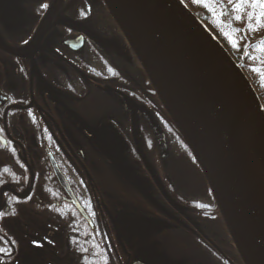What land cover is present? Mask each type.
I'll return each mask as SVG.
<instances>
[{
	"label": "flooded vegetation",
	"instance_id": "af4514ba",
	"mask_svg": "<svg viewBox=\"0 0 264 264\" xmlns=\"http://www.w3.org/2000/svg\"><path fill=\"white\" fill-rule=\"evenodd\" d=\"M147 84L103 0H0V264H238L148 159Z\"/></svg>",
	"mask_w": 264,
	"mask_h": 264
},
{
	"label": "water",
	"instance_id": "95a60500",
	"mask_svg": "<svg viewBox=\"0 0 264 264\" xmlns=\"http://www.w3.org/2000/svg\"><path fill=\"white\" fill-rule=\"evenodd\" d=\"M103 2L198 164L243 264H264V190L252 169L264 170V108L251 83L182 0Z\"/></svg>",
	"mask_w": 264,
	"mask_h": 264
},
{
	"label": "trees",
	"instance_id": "16d2710c",
	"mask_svg": "<svg viewBox=\"0 0 264 264\" xmlns=\"http://www.w3.org/2000/svg\"><path fill=\"white\" fill-rule=\"evenodd\" d=\"M182 1L205 24L239 65L264 108V69L258 71L256 65L258 54L264 51V9L259 6L251 7L253 3H264V0ZM236 5H240L239 10ZM237 16L240 17L239 20L236 19ZM147 91L157 101L154 103L151 101L148 105L154 112L153 118L163 132L166 148L165 152L160 151L154 132L151 136L146 134L144 151L148 159L152 165L172 168L169 172L174 176L171 181L175 182V186L169 190L178 204H181L184 209L189 207L194 215L207 219L208 222H218L224 227L207 182L193 155L148 84ZM224 234L226 240L220 246L222 252L228 257L230 252L238 264H243L234 245L230 242L225 227ZM211 252L216 253L204 242L194 243L193 263L228 264L221 260L219 254H216L211 261L208 255Z\"/></svg>",
	"mask_w": 264,
	"mask_h": 264
},
{
	"label": "bare ground",
	"instance_id": "6f19581e",
	"mask_svg": "<svg viewBox=\"0 0 264 264\" xmlns=\"http://www.w3.org/2000/svg\"><path fill=\"white\" fill-rule=\"evenodd\" d=\"M252 169H253V172H254L259 184L261 185V187L264 190V170H262L261 168L256 167V166H253Z\"/></svg>",
	"mask_w": 264,
	"mask_h": 264
},
{
	"label": "rangeland",
	"instance_id": "374dc122",
	"mask_svg": "<svg viewBox=\"0 0 264 264\" xmlns=\"http://www.w3.org/2000/svg\"><path fill=\"white\" fill-rule=\"evenodd\" d=\"M263 63H264V51L258 54V58L256 60L258 71H262L264 69V66H262Z\"/></svg>",
	"mask_w": 264,
	"mask_h": 264
},
{
	"label": "snow or ice",
	"instance_id": "6c2138e0",
	"mask_svg": "<svg viewBox=\"0 0 264 264\" xmlns=\"http://www.w3.org/2000/svg\"><path fill=\"white\" fill-rule=\"evenodd\" d=\"M257 6H259L261 9H264V3H259V4H257V3H253V4L251 5V7H253V8H255V7H257ZM236 7H237V10H239L240 5H236ZM236 19L239 20L240 17L237 16ZM249 19H251V15H249Z\"/></svg>",
	"mask_w": 264,
	"mask_h": 264
}]
</instances>
